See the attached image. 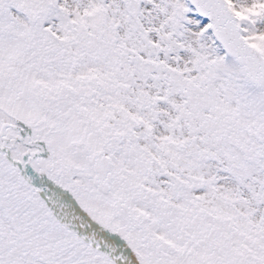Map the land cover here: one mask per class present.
<instances>
[{"label": "snow or ice", "instance_id": "1", "mask_svg": "<svg viewBox=\"0 0 264 264\" xmlns=\"http://www.w3.org/2000/svg\"><path fill=\"white\" fill-rule=\"evenodd\" d=\"M0 264H264V0H0Z\"/></svg>", "mask_w": 264, "mask_h": 264}]
</instances>
